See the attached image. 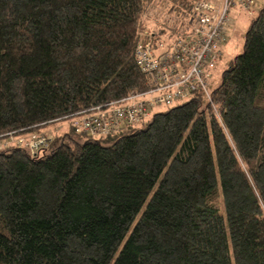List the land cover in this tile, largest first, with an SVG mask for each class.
<instances>
[{
  "label": "trees",
  "instance_id": "1",
  "mask_svg": "<svg viewBox=\"0 0 264 264\" xmlns=\"http://www.w3.org/2000/svg\"><path fill=\"white\" fill-rule=\"evenodd\" d=\"M154 1L0 0V141L63 121L84 138L0 150V264H264V6L211 104L72 126L149 88L134 54Z\"/></svg>",
  "mask_w": 264,
  "mask_h": 264
},
{
  "label": "built area",
  "instance_id": "2",
  "mask_svg": "<svg viewBox=\"0 0 264 264\" xmlns=\"http://www.w3.org/2000/svg\"><path fill=\"white\" fill-rule=\"evenodd\" d=\"M252 3L253 0L194 1L189 7L188 33H179L168 44L170 47L158 55H155L157 47L153 46V35L149 39L146 36L141 37L136 45L134 58L142 74L151 79L148 89L158 92L153 100L156 107L168 106L179 99H189L193 91H202L204 99L212 103L207 82L220 55L217 49L222 41L225 43L224 35L229 32L234 22L230 8L237 5L249 12ZM145 93L147 92L140 93V96L135 95L133 103L128 102L131 100L130 95L122 101L113 102L105 110L83 115L73 120L72 126L76 128L78 135L84 133L98 138L114 134L124 125L135 126L145 122L150 118V108L154 105L151 102H135L142 100ZM47 134L36 132L25 137H8L0 143V150L6 145L27 147L32 155H37L52 142Z\"/></svg>",
  "mask_w": 264,
  "mask_h": 264
},
{
  "label": "rangeland",
  "instance_id": "3",
  "mask_svg": "<svg viewBox=\"0 0 264 264\" xmlns=\"http://www.w3.org/2000/svg\"><path fill=\"white\" fill-rule=\"evenodd\" d=\"M196 0H155L154 3L144 12L142 16L143 24H145L146 29L142 32L141 37L146 36V38L153 35L152 33L158 32L160 29L162 32L159 33L160 36H156L154 47H157L155 51V55L160 54L161 51L168 49L170 45H168L172 39H175L176 36L180 35L179 33L187 34L190 22L187 20L189 18V7ZM218 1V0H217ZM264 0H253L251 11L247 12L243 9L239 8L237 5L232 6L230 15L234 20L231 29L229 32H226L224 37V41H222V45H220L217 49L219 57L216 62V66L210 73L209 80L207 82V88L214 89L216 88L222 80V72L229 68V63L233 58L242 54L243 49V39L246 33V30L249 28L252 18L257 15V13L263 9ZM237 20V24H236ZM157 34V33H154ZM230 46L225 50L227 45ZM153 47V48H154ZM147 93L143 94L142 100L135 102H151L152 106L150 109V118H148L145 122L139 123L135 125L134 130L136 129H144L147 126V122L151 120L152 116L157 113V111L165 112L171 107L179 106L186 102L184 99H179L178 101L169 104V106H157L154 103V99L156 98L158 92H153L150 89H147ZM210 92V91H209ZM140 96V93L131 94V100L129 103H133L132 99L134 96ZM147 98V99H145ZM153 101V102H152ZM68 121L61 122V126L58 127H48L45 131L40 132L41 134H47L53 141L57 140L59 143L52 145L50 149H53L56 146L61 144L62 140H64L65 144H68L73 149L76 148L77 143L81 144L84 142V138H78L73 135L70 136V131L68 127ZM55 128H58V131L55 132ZM68 135V136H67ZM51 140V141H52ZM5 141V140H3ZM3 141H0L3 142ZM49 152V150H48Z\"/></svg>",
  "mask_w": 264,
  "mask_h": 264
},
{
  "label": "crops",
  "instance_id": "4",
  "mask_svg": "<svg viewBox=\"0 0 264 264\" xmlns=\"http://www.w3.org/2000/svg\"><path fill=\"white\" fill-rule=\"evenodd\" d=\"M258 14V13H257ZM256 17V15L252 18V19H254ZM236 24H237V20H236ZM230 46V44H228L227 45V47L225 48V50L228 48ZM61 125H63V124H61ZM61 125H58V126H61ZM58 126H53V127H58ZM66 127H68V125H65ZM48 128V127H47ZM59 128V127H58ZM58 128H55V132H57L58 131ZM68 129H69V127H68Z\"/></svg>",
  "mask_w": 264,
  "mask_h": 264
}]
</instances>
